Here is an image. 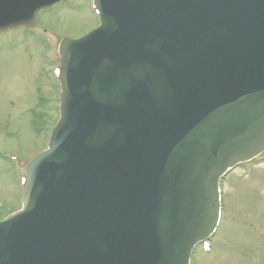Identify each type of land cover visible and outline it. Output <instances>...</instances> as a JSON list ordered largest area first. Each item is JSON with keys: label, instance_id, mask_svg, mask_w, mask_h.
Segmentation results:
<instances>
[{"label": "water", "instance_id": "water-1", "mask_svg": "<svg viewBox=\"0 0 264 264\" xmlns=\"http://www.w3.org/2000/svg\"><path fill=\"white\" fill-rule=\"evenodd\" d=\"M63 0H0V31ZM0 264H189L218 184L264 152V0H96Z\"/></svg>", "mask_w": 264, "mask_h": 264}, {"label": "rangeland", "instance_id": "rangeland-1", "mask_svg": "<svg viewBox=\"0 0 264 264\" xmlns=\"http://www.w3.org/2000/svg\"><path fill=\"white\" fill-rule=\"evenodd\" d=\"M36 22L60 37L79 38L96 28L99 18L94 0H69L42 12ZM0 38V219H3L21 208V177L27 164L46 150L50 132L47 119H54V115L45 117L28 111L38 104V89L48 88L46 79L39 78L42 62L38 40L23 31L8 32ZM222 194L225 218L211 242V251L198 248L191 263L264 264V153L226 177Z\"/></svg>", "mask_w": 264, "mask_h": 264}, {"label": "flooded vegetation", "instance_id": "flooded-vegetation-1", "mask_svg": "<svg viewBox=\"0 0 264 264\" xmlns=\"http://www.w3.org/2000/svg\"><path fill=\"white\" fill-rule=\"evenodd\" d=\"M36 25L35 22L28 27H16L12 29H7L5 31L0 32V35L7 34L8 32L14 31H23L29 38L38 40L40 51L38 50V55L40 57V62L42 64L39 65V78H45L48 84V88L46 90L38 89V93L36 96L38 97V104L33 105L32 108L28 109L33 113H38V115H57L58 114V104L57 97L59 93L58 83L54 76V69L58 65V53H57V41L53 36H47L46 32L47 28L34 27ZM1 39V38H0ZM39 88V87H38ZM40 90L44 91L41 92ZM36 108V111L33 110ZM225 218V211L222 210L221 221Z\"/></svg>", "mask_w": 264, "mask_h": 264}]
</instances>
